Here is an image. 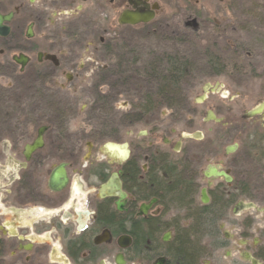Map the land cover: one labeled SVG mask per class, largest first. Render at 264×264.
<instances>
[{
	"label": "flooded vegetation",
	"instance_id": "1",
	"mask_svg": "<svg viewBox=\"0 0 264 264\" xmlns=\"http://www.w3.org/2000/svg\"><path fill=\"white\" fill-rule=\"evenodd\" d=\"M161 9L0 0V264H179L187 246L192 264H264V109L249 114L264 77L254 87L204 47L192 92L167 93L169 52L119 44L120 26H169ZM206 22L184 15L172 33Z\"/></svg>",
	"mask_w": 264,
	"mask_h": 264
},
{
	"label": "rangeland",
	"instance_id": "2",
	"mask_svg": "<svg viewBox=\"0 0 264 264\" xmlns=\"http://www.w3.org/2000/svg\"><path fill=\"white\" fill-rule=\"evenodd\" d=\"M157 1L162 5L160 13L165 16L164 18L167 19L169 26L162 27L160 30H156L157 25L155 24L136 27L120 26V32L122 36H132L131 45L141 47L138 53L144 57L147 55L145 61L149 60L150 52H153L154 49H166L169 52L168 57L175 55L181 58L182 62L192 64L190 65L189 74L184 77L180 88H174L178 89L177 95H181V98L184 97L185 99L188 92L191 93L192 88L195 87L193 84L189 85L197 72L196 66L201 65V61L195 59V56L204 47L215 48L222 54V57L218 58L217 62L220 61L225 66L224 71L245 72L246 74L243 73L245 74L244 78L254 83V87L259 84V80H263L264 0ZM197 14L207 21L206 28L200 29L199 34L184 38L172 33L174 25L177 24L179 19H183L184 15L193 16ZM210 23L212 24L210 25ZM134 36H136V39ZM248 52H250V55L247 54ZM204 70L206 72L207 69ZM233 78L237 77L234 75ZM132 87L138 90L145 88L142 84H136ZM132 87L126 86L127 89ZM137 93L139 94V92ZM138 97L140 99L141 95H138L136 100ZM173 104L177 108L178 100L168 101L169 106L167 108L173 109ZM5 109H16V105L14 104ZM199 125L194 123L189 130H193ZM175 126L180 130L186 128L185 123L182 122Z\"/></svg>",
	"mask_w": 264,
	"mask_h": 264
},
{
	"label": "trees",
	"instance_id": "3",
	"mask_svg": "<svg viewBox=\"0 0 264 264\" xmlns=\"http://www.w3.org/2000/svg\"><path fill=\"white\" fill-rule=\"evenodd\" d=\"M129 39L128 35H123L120 41V46L122 48H130L131 43L127 42ZM114 45V43H112ZM122 54H128L129 51H126L124 49H121ZM249 53V52H248ZM247 57V55H246ZM181 58H178L177 56L170 55L168 57V90L167 93L174 94L177 92V90L180 88V81L183 80L185 76L189 74L190 65L189 62H180ZM181 64L183 67L178 68V65ZM178 88V89H174ZM177 94V93H176ZM192 249L190 247H185L184 251H178V253H175L177 259L179 260V264H192L193 258L192 256Z\"/></svg>",
	"mask_w": 264,
	"mask_h": 264
},
{
	"label": "water",
	"instance_id": "4",
	"mask_svg": "<svg viewBox=\"0 0 264 264\" xmlns=\"http://www.w3.org/2000/svg\"><path fill=\"white\" fill-rule=\"evenodd\" d=\"M154 12L147 11V12H139V11H132V10H125L122 12L120 16V22L122 23H130V24H136L140 21H147L149 20ZM194 22L196 21L195 19L193 20ZM264 109V101H261L257 106H255L251 111L250 115H254L257 113L262 112Z\"/></svg>",
	"mask_w": 264,
	"mask_h": 264
}]
</instances>
